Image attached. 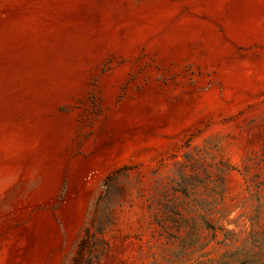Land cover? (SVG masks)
I'll return each mask as SVG.
<instances>
[{"label":"rangeland","instance_id":"1","mask_svg":"<svg viewBox=\"0 0 264 264\" xmlns=\"http://www.w3.org/2000/svg\"><path fill=\"white\" fill-rule=\"evenodd\" d=\"M0 264H264V0H0Z\"/></svg>","mask_w":264,"mask_h":264}]
</instances>
